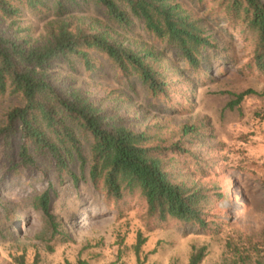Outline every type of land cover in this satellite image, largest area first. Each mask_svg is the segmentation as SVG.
<instances>
[{"label": "rangeland", "instance_id": "1", "mask_svg": "<svg viewBox=\"0 0 264 264\" xmlns=\"http://www.w3.org/2000/svg\"><path fill=\"white\" fill-rule=\"evenodd\" d=\"M176 1L198 19L214 43L198 54V70L136 19L125 28L92 5L81 12L87 20L111 29L123 45L159 50L169 82L165 93L153 96L137 77L121 76L97 52L91 68L61 62L53 69L101 107L124 115L133 129L147 131L154 143L169 146L184 140L177 133L183 123L200 127L202 135L196 142L181 144L185 152L170 149L167 154L187 182L208 189L207 226L149 217L137 191L119 200L109 198L101 180L95 184L88 175L90 139L80 134L86 163L82 167L74 159L68 165L77 180L65 170L58 175L40 158L33 166L9 168L0 152V264H18L19 257L24 264H77L78 260L84 264H187L193 248L203 245L200 264H249L240 260L234 247L243 251L249 241L264 235V74L249 65L250 34L241 31L240 25H230L214 2ZM17 19L8 32L19 26L13 36L32 41L43 33L49 17L23 10ZM245 92L236 102L238 94ZM21 103L17 95L0 94V122L6 109ZM19 143L17 135L12 142L16 162ZM45 189H49L51 219L35 202ZM138 234L144 241L136 254Z\"/></svg>", "mask_w": 264, "mask_h": 264}, {"label": "trees", "instance_id": "2", "mask_svg": "<svg viewBox=\"0 0 264 264\" xmlns=\"http://www.w3.org/2000/svg\"><path fill=\"white\" fill-rule=\"evenodd\" d=\"M211 1L230 25H240L241 31L250 34L253 56L249 65L264 74V0ZM86 5L125 28L132 19L138 20L149 34L165 42L174 55L195 70L200 69L201 50L214 46L198 19L176 0H0V94L17 95L22 101L2 114V157L8 160L9 168L33 166L40 158L49 162L58 175L65 170L77 180L68 165L74 159L80 166L85 165L79 139L84 134L90 139L88 175L95 184L101 180L109 198L119 200L137 191L147 204L149 217L173 218L206 227L204 208L211 196L208 189L187 182L167 154L170 149L185 152L181 144L196 142L202 135L200 127L183 123L177 133L184 140L169 146L154 143L147 131L129 126L124 115L101 107L83 89L55 75L53 68L61 62L69 66L80 62L91 68L93 53L97 52L121 76L137 77L153 96L166 92L169 82L161 64L163 54L153 48L137 50L118 42L111 29L81 14ZM23 10L49 17L43 33L32 41L13 36L19 26L17 31L8 32ZM247 92L238 94L236 102ZM17 135L20 143L16 162L12 142ZM194 163L199 161L195 159ZM215 195L221 197L222 193ZM35 202L51 219L49 189L37 194ZM143 241L138 234L136 254ZM205 249L204 245L194 247L187 264H200ZM234 249L242 262L264 264V235L261 240L249 241L243 251L237 246ZM16 260L24 264L22 257ZM77 264L84 261L78 260Z\"/></svg>", "mask_w": 264, "mask_h": 264}, {"label": "bare ground", "instance_id": "3", "mask_svg": "<svg viewBox=\"0 0 264 264\" xmlns=\"http://www.w3.org/2000/svg\"><path fill=\"white\" fill-rule=\"evenodd\" d=\"M82 222V220L79 222V223H81ZM84 224V223H83ZM79 225V224H78Z\"/></svg>", "mask_w": 264, "mask_h": 264}]
</instances>
